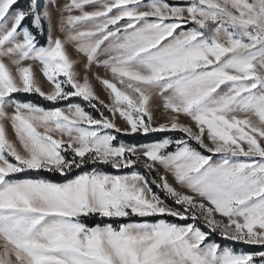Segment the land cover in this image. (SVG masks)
I'll return each instance as SVG.
<instances>
[{
    "label": "snow or ice",
    "instance_id": "obj_1",
    "mask_svg": "<svg viewBox=\"0 0 264 264\" xmlns=\"http://www.w3.org/2000/svg\"><path fill=\"white\" fill-rule=\"evenodd\" d=\"M0 249L264 264V0H0Z\"/></svg>",
    "mask_w": 264,
    "mask_h": 264
},
{
    "label": "rangeland",
    "instance_id": "obj_2",
    "mask_svg": "<svg viewBox=\"0 0 264 264\" xmlns=\"http://www.w3.org/2000/svg\"><path fill=\"white\" fill-rule=\"evenodd\" d=\"M20 2H21V5H23L24 0H20ZM67 51H68L69 55L71 56V58L73 60L78 61L77 65H76V70H77L78 73H80L81 78H82L83 75H84V67H83L84 58L79 56L75 52L74 48L72 46H70V45L67 46ZM33 68H34V71H35L37 79L41 82V87L45 91H47L50 86L48 85V83L45 80V78L42 76V73L40 72V69H39V65L34 63L33 64ZM91 73H99L101 76H103L104 75V70L102 68H97V67L93 66L92 69H91ZM91 73H89V78L92 80L93 86H94L98 96L100 97V99L104 100L105 102H108L107 93L103 89L102 85H100L99 82L94 79V77L91 75ZM25 95L31 96V95H28V94H25ZM156 107H157V110H156L157 117L163 118V109H162V106L159 104L158 100L156 102ZM11 110H12L11 108L8 109L9 112H11ZM117 123L119 125L123 126V122L120 121L119 118H117ZM7 130H8L9 138L14 139V133L12 132L10 126H8ZM169 180L171 182V177H169ZM217 218H219V217H217ZM217 237H219V236H217ZM0 251H2V249H0Z\"/></svg>",
    "mask_w": 264,
    "mask_h": 264
},
{
    "label": "trees",
    "instance_id": "obj_3",
    "mask_svg": "<svg viewBox=\"0 0 264 264\" xmlns=\"http://www.w3.org/2000/svg\"><path fill=\"white\" fill-rule=\"evenodd\" d=\"M17 96V99L21 100V101H35V102H41V98H39L38 96H35V95H31V96H27L25 94H16ZM45 103H48V102H45ZM152 136H155V135H158V134H151ZM151 138V137H150ZM89 224H92V223H95V219L93 220H90V221H87ZM214 239H216L217 241L220 240V237H217L214 235L213 237ZM237 248L239 247V245L236 246Z\"/></svg>",
    "mask_w": 264,
    "mask_h": 264
}]
</instances>
